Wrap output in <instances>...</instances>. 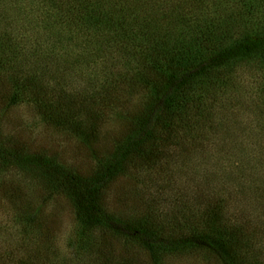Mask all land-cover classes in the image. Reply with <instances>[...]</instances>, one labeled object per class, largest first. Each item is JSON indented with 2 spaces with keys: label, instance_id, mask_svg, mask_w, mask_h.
Instances as JSON below:
<instances>
[{
  "label": "trees",
  "instance_id": "trees-1",
  "mask_svg": "<svg viewBox=\"0 0 264 264\" xmlns=\"http://www.w3.org/2000/svg\"><path fill=\"white\" fill-rule=\"evenodd\" d=\"M195 1L205 16L200 26L194 23L197 16L189 19L182 12L188 0H0V81L11 87L0 91V103L34 101L47 121L82 135L84 116L94 109L86 103L95 98L88 96L90 90H119L126 83L152 94L135 127L90 176L46 152H31L4 137L1 127L0 163L64 195L85 234L106 229L144 248L155 264L167 256L202 252L223 264H264V216L249 209L261 202L257 199L264 201L259 195L264 188V0H236L226 16L220 3ZM107 4L110 9L102 11ZM177 29L186 38L176 39ZM46 41L66 63L49 68L36 62ZM134 50L142 68L128 79L117 64L124 65L122 57ZM238 70H253L252 114L260 122L259 141L232 155L231 174L223 181L235 178L231 191L207 183L204 200L194 197L191 206L182 202L175 217L155 224L149 217L136 222L107 214L102 199L108 186L136 163L156 162L158 132L199 117L208 102L218 103L217 94ZM250 195L255 200L243 212L239 206Z\"/></svg>",
  "mask_w": 264,
  "mask_h": 264
},
{
  "label": "rangeland",
  "instance_id": "rangeland-1",
  "mask_svg": "<svg viewBox=\"0 0 264 264\" xmlns=\"http://www.w3.org/2000/svg\"><path fill=\"white\" fill-rule=\"evenodd\" d=\"M188 1L182 12L189 19L197 16L193 18L194 23L202 25L205 16L197 9L199 5L195 0ZM210 1L220 3L222 9L224 7V16L237 6L236 0ZM110 7L109 4L102 6V11ZM173 34L176 39L187 35L179 29ZM56 48L48 41L44 42L36 62L49 68L54 63H61L64 57L61 53L53 54ZM122 59L124 65L118 63L117 67H121L128 79L136 68H142L135 50ZM50 60L54 61L49 64ZM252 72L236 71L232 83L229 82L224 91L217 94L219 102L206 103L200 114L203 117L197 116L190 121L179 122L173 129L159 131L153 145L157 149L158 160L151 165L136 163L127 175L108 186L102 199L107 214L136 222L149 217L155 224L165 216L169 219L175 217L177 205L182 202L188 200L191 206L195 204L194 197L202 196L199 202L204 200L206 191L202 188L207 183L220 184L217 187L228 194L231 191L229 184L235 178L223 181L231 174L232 155L259 141L256 134L259 130H255L260 122L252 114L255 100ZM126 78L123 77L122 81ZM136 88L124 83L119 90H93L96 94L90 90L88 96L95 98H88L86 103L94 109L84 116L86 130L82 135L68 128L59 129L47 121L42 115L43 109L35 106L34 101L11 105L1 102V131L4 137L17 140L31 152H46L70 165L80 175L90 176L110 157L151 104V90L142 86ZM8 90L11 87L0 81V91L8 93ZM256 173L260 181L262 171ZM259 195L264 199V188ZM251 199L255 200V197L250 195V198L242 200L245 203L239 207L243 212L248 210L250 204L247 203ZM257 200L262 204L249 209L254 211L255 208L254 214L264 216V201ZM197 204L194 207L199 214L203 213ZM106 262L155 264L144 248L127 239L116 238L106 229L98 228L91 234H85L64 195L51 193L37 179L10 167L5 168L0 163V264ZM161 264L223 263L214 254L202 252L167 256L162 258Z\"/></svg>",
  "mask_w": 264,
  "mask_h": 264
}]
</instances>
